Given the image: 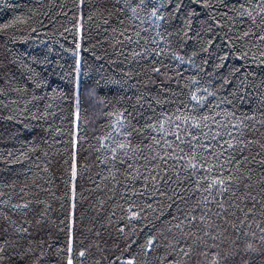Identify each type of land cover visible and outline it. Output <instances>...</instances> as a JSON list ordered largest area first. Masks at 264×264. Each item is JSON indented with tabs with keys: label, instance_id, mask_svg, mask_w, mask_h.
<instances>
[{
	"label": "trees",
	"instance_id": "16d2710c",
	"mask_svg": "<svg viewBox=\"0 0 264 264\" xmlns=\"http://www.w3.org/2000/svg\"><path fill=\"white\" fill-rule=\"evenodd\" d=\"M146 2L161 6L160 14L167 19L153 23L155 18L146 16L138 8L134 14L132 8L139 0H83V3L81 0H0V25L16 17L27 21L26 24L17 23L0 30V193L4 194L0 200H10L13 204L33 201L29 219L43 210L42 206L35 205L37 196L51 205L48 212L51 222L46 230L38 233L30 229L32 236L28 237L18 231L20 227H28L22 213L13 212L0 203V247L5 248V259L0 264H21V257L29 247L34 251L25 258L24 264H32L33 260L37 264H57V250L65 245V235L59 231L63 227L59 223L64 218V210L60 206L63 201L53 199L44 190L50 189L56 196L62 195L66 178L64 169L67 167L64 161L69 160V152L72 151L77 153L81 165L79 185L85 197L80 201L78 192L80 212L84 216L81 218L78 213L76 235L85 244L95 241L100 245V251L89 257L86 264H94L97 260L101 264H127L133 257L137 264H163V258L170 250L161 246L158 250H148V255H144L142 246L151 237L158 241L162 235L168 236L169 241L173 237L179 238L180 230L175 225L184 221L185 214L196 207L202 193L187 183L186 173L176 164L175 171L168 173L170 179L164 183L151 180L148 183L169 195L173 190L178 191L187 202L153 195L149 189L145 197L149 198L156 212H148L147 219L129 225L126 212L117 207L121 205L126 210L128 204L119 197L130 196L132 188L143 191L145 181L142 177L135 181L131 177L126 178L125 168L121 167L119 172L112 170L116 180L120 181L117 184L107 171L112 168L109 161L111 148L115 146L113 142L126 139L123 133L130 130L129 124L140 129L132 137V143L141 148L142 155L150 157L157 152L163 155L160 146L149 148L151 137L163 136L169 141L173 137L145 127L148 117L154 118L160 113L208 116V127L202 131L219 135L216 141L211 140V135L200 136L204 143L218 141L223 144L231 140L235 144L236 141L226 132L244 139L245 145L241 147L245 149L243 154L249 157L244 167L253 170L254 183L261 178L260 161L264 160V148H261L264 124L260 123L264 121V102L261 99L264 87L261 81H264V64L259 60L264 44L255 40L252 44H238L236 47L248 52V59L242 60L240 52L228 44L225 31L229 27L230 35L250 28L259 31V27H253L252 19L259 24L261 15H264L259 5H264V0H209L212 8L204 7L197 0H183L184 7L175 14L171 13L176 0ZM117 3L123 9L121 13L116 12ZM248 12L252 13L251 18L242 15ZM118 15L124 20V26L118 25ZM212 17L221 21L220 27L215 26ZM124 27L133 29L126 35H131L133 41L139 40V44L125 40L120 45L113 39L112 29L123 31ZM137 31L140 32L139 37L135 35ZM133 49L143 55L134 58L131 55ZM225 56L227 58L221 61ZM77 60L80 61L79 70ZM221 63L224 65L222 68L219 67ZM153 67L159 68L160 73L153 72ZM234 68L240 71L230 76ZM224 78L229 83L225 84ZM242 80L245 81L243 85ZM253 82L254 88L251 87ZM197 88H208L216 95L206 96L204 106L193 112L195 102L189 98ZM92 90L96 94L90 97L88 93ZM197 95L205 96V93L200 91ZM225 98L232 103L224 102ZM156 99L161 103H155ZM173 127L164 124L168 132ZM104 136L111 139L105 140ZM141 140L143 144L139 143ZM73 141L77 142L75 149L71 147ZM247 141L255 143L248 144ZM232 154L240 155L239 152ZM224 159V156L220 157L221 162ZM143 163L140 159L137 167ZM173 163L169 160V165ZM237 167L240 165L235 163L225 165V172ZM139 170L143 176L148 175L144 168L139 167ZM176 172L180 175L177 176ZM97 173L108 176V179L101 181ZM159 175L165 177L163 171ZM177 181L182 183L178 186ZM113 188L115 196L111 191ZM256 192H259L258 188ZM157 202H162L163 207H158ZM136 203L143 204L144 200H136ZM169 204L172 206L168 207ZM3 212L17 223L12 226L5 224ZM255 219L261 221L264 218L257 212ZM4 227L8 228L7 232L3 231ZM120 227L129 237V246L117 231ZM181 227L189 230L186 221ZM90 228L93 229L91 233L88 231ZM96 231L101 232L102 239L95 237ZM244 231L247 236L240 234V255L235 258L236 264H241L242 260L249 264H264V257L259 252L244 250L249 242L260 247L258 239L251 235L253 231L257 237L260 235L256 224L251 223L250 228L246 225ZM5 239L8 244L4 243ZM29 240H32L31 244ZM41 240L45 242L42 248L39 246ZM209 252L208 260L211 261L214 257L211 249Z\"/></svg>",
	"mask_w": 264,
	"mask_h": 264
},
{
	"label": "snow or ice",
	"instance_id": "6c2138e0",
	"mask_svg": "<svg viewBox=\"0 0 264 264\" xmlns=\"http://www.w3.org/2000/svg\"><path fill=\"white\" fill-rule=\"evenodd\" d=\"M197 2H201L206 8L213 7V4H211L209 0H197ZM81 3H83V0H81ZM160 7L161 6L146 2V0H139L136 7L132 8V12L135 14L138 8L144 12L146 16L150 18L154 17L155 20L153 23H156L157 21H165L167 19L160 14ZM182 7H184L183 0H176L175 7L172 9L171 14L180 12ZM224 7H228V5L224 4ZM243 7L244 6L241 5V8ZM259 7L261 13H264V5H259ZM115 8L117 13L123 11L119 3L115 5ZM243 14L248 15L250 18L252 17L251 12L242 13V15ZM81 19H83V17H81ZM89 19H91V17H89ZM136 19H140V17L136 16ZM212 19L215 21V26H221V21H216L215 17H212ZM221 20H223V17ZM107 22L106 20L105 23ZM142 22L143 21H141V23ZM17 23L26 24L27 21L20 17H16L14 20L0 25V30H6ZM117 23L119 26H124V20L120 18L119 15L117 16ZM252 25L254 28L259 27L260 30L254 31L250 28L236 35H230V27L228 31H225V38L228 44L232 45L236 51L240 52V59L242 60L248 59V52L242 51L240 48L236 47L238 44H252L253 40L264 44V15H261L259 24H257L256 19L253 18ZM77 26L82 27V25ZM159 26L160 25L157 24V27ZM112 31L115 34L113 39L120 45H123L125 40L129 43L139 44V40L133 41L131 35H126L127 32L133 31V29L124 27L123 31H121L118 28H113ZM135 35L139 37L140 32H135ZM76 47L79 48L80 45L77 44ZM131 55L136 58L143 54L133 49ZM260 57L259 63L264 64V51L260 52ZM226 58V56L221 57V61ZM255 59L256 57L254 56L253 60ZM76 64L77 70H79L80 61L77 60ZM223 66V63L219 65L221 68ZM152 71L157 74L160 73V69L156 67H153ZM239 71L240 69L234 68L229 75L234 76ZM224 83H229V80L224 78ZM244 83L245 81L242 80L241 84L243 85ZM261 86L264 87V81H261ZM251 87H255L254 82L251 84ZM200 91H203L205 96L197 95ZM0 92H2V90H0ZM95 94L94 90L88 93L90 97L95 96ZM215 95L216 93H210L208 88H197L195 92L191 93L189 98L190 101L195 102L192 111L197 112L199 108L204 106L206 96L215 97ZM261 99L262 102H264V94H262ZM224 102L231 104L232 100H227V98H225ZM98 103H102V101H98ZM155 103L160 104L161 101L156 99ZM78 104L79 101L77 103V108ZM177 111H179V109H177ZM76 115L78 118L79 111H77ZM226 115L234 116L235 113H226ZM8 119H11V117H8ZM133 119L135 118L133 117ZM208 119L209 117L203 114H186L181 116L160 113L154 118L148 117L145 124L148 130L158 129L161 132H165L166 135L173 137L171 141L165 139L163 136L160 138H156L155 136L151 137L149 148H151L152 145H158L163 150V155L158 152L152 154L150 157L142 155L141 148L132 143V137L138 134L140 129L132 124L128 125V129L130 130H126L123 133L126 139L124 141H114L113 143L115 146L111 148L112 157L109 163L112 164V168L107 169V171L112 180L116 181L117 184L120 183V181L116 180V176L113 175L112 170L115 169L116 172H119L120 168L124 167L126 178L131 177V179L135 181L142 177L145 181L143 191L132 188L129 190L131 193L130 196L119 197V199L128 204L126 210L123 209L121 205H117V207L126 212V219L129 225L133 224V222L147 219L148 212H152L153 214L156 212V209L152 207V203L149 202V198L145 197V192H148L149 189H151L153 195L159 194L160 196H166L168 200H172L173 197H175L181 202H187L185 196L181 195L178 191L173 190L172 195H169L167 192L160 191V189L148 183L149 180L164 183L166 179H170L168 173L170 171H175L176 164H179L181 171L186 173L187 183L193 185L195 191L202 193L201 198L196 201V207L184 216V221L187 222L189 228L188 231H185L181 227L184 223V221H181L175 225V227L180 230L179 238L173 237L172 241H169L168 236L162 235L158 241L156 237H151L146 241V245L142 246L144 255H148V250H158L161 246L165 250H170L168 251V255L163 258V264H236L235 258L240 255V234L247 236L244 227L247 225V227L250 228L251 223H255L256 227L259 229L260 235L258 237L255 231H253L251 235L253 239H258L260 247L257 248L253 243L249 242L246 243L244 250L259 252L261 256L264 257V219L261 221L255 219L257 212L261 218H264V160L260 161L262 165V176L257 183H254L251 175L253 170L244 167V165L249 162V157L243 154L245 151L244 147H241V145H245L244 139L232 137L231 132H226V135L236 141L235 144L232 143L231 140H226L223 144H220L218 141L216 143H204L200 140V136L211 135L210 133H204L202 131V128L208 127L206 123ZM165 123L174 126L173 130L168 132L164 128ZM260 123L264 124V121H260ZM217 135H219V133L211 135V140L216 141ZM103 139L108 140L111 139V137L104 136ZM139 143L143 144L144 141L141 140ZM247 143L252 144L255 143V141H247ZM71 147L75 149L77 147V142L73 141ZM185 148H187L188 151H185ZM261 148H264V144L261 145ZM233 152H239L240 155H233ZM221 156L225 157L223 162L220 160ZM140 159H143L144 163L139 167L144 168L148 172L147 176H143L139 167H137ZM254 159L255 157H253V160ZM169 160L174 163L169 165ZM64 163L67 167L64 169V176L66 178L63 181L64 188L62 195L56 196L50 189L44 190L47 195L51 196L53 199L63 201L60 206L64 210V218L59 222L63 227H60L59 231L63 232L65 235V245L62 249L57 250V264H86L89 257H93L95 252L100 251V245L95 241H90L85 244L84 240L79 239L76 235L78 213L81 218L84 216V213L80 212L81 205L78 203L77 198L79 192L80 201L85 199L83 191H80L79 185L81 165L79 164L75 151L69 152V160H65ZM234 163L240 165V167L225 172V165H232ZM241 168H244L243 172ZM85 170H87L86 166ZM45 171H47V169H45ZM160 171L165 173V177L162 178L159 175ZM217 172L225 174L220 175L217 174ZM233 172L236 174L233 175ZM245 173H248V175H245ZM176 175L179 176L180 173L176 172ZM97 176L101 181L108 179V176H103L100 173H97ZM91 182L95 183L94 181ZM177 183L179 186L182 182L177 181ZM257 188L259 189L258 193L256 192ZM111 191L115 196L116 190L113 188ZM184 191L186 194L188 193L186 187ZM254 193L256 194L254 195ZM3 195V193H0V196ZM257 195L260 196L259 200H257ZM141 199L144 200L143 204L136 203V200ZM0 203L11 208L13 212L19 211L22 213L24 223L27 224L28 227H20L18 231L27 234L28 237L32 236L31 230H35L38 233L44 232L51 222L48 216L51 205L47 200L39 199L38 196L35 198V205L42 206L43 210L35 213L32 219L28 217L29 213L33 211V201L29 200L27 202L13 204L10 200H0ZM103 203L104 202L101 201V204ZM157 203L158 207H163L162 202ZM242 204L244 205L243 207L241 206ZM167 206L171 207L172 205L169 204ZM198 212L199 215H197ZM240 214H242V216ZM112 215H115V213H112ZM2 217L3 221L8 226L17 223L16 220L11 219L7 212H3ZM109 223H111V220H109ZM100 227L103 228L104 225ZM192 229L195 231H192ZM3 231L7 232L8 228L4 227ZM88 231L91 233L93 229L90 228ZM117 231L124 237L125 245L129 246V237L125 235L124 228L120 227ZM95 237L102 239L101 232L96 231ZM160 241H163V243L161 244ZM181 241H183V243H181ZM209 241H211V244H209ZM4 243L8 244L9 241L5 239ZM31 243L32 240H29V244ZM44 244L45 242L43 240L39 241V246H41V248ZM209 249H211V255L214 257L211 261L208 260L210 254ZM33 251L34 250L29 247L24 252L21 257V264H24L25 258H29ZM4 252L5 248L0 247V262L5 259L3 255ZM41 255H43V252H41ZM32 264H37V261L33 260ZM94 264H101V262L97 260L94 261ZM127 264H137L136 258L133 257ZM241 264H249V262L247 260H242Z\"/></svg>",
	"mask_w": 264,
	"mask_h": 264
},
{
	"label": "bare ground",
	"instance_id": "6f19581e",
	"mask_svg": "<svg viewBox=\"0 0 264 264\" xmlns=\"http://www.w3.org/2000/svg\"><path fill=\"white\" fill-rule=\"evenodd\" d=\"M76 70V69H75ZM76 72V71H75ZM75 96V95H74ZM98 96V95H97ZM86 101V100H85ZM87 103V102H86ZM81 117V116H80ZM99 122V121H98ZM98 124V123H97ZM82 144V143H81Z\"/></svg>",
	"mask_w": 264,
	"mask_h": 264
}]
</instances>
